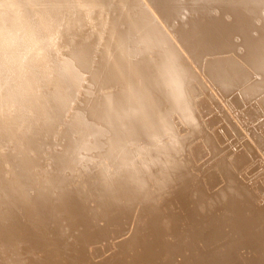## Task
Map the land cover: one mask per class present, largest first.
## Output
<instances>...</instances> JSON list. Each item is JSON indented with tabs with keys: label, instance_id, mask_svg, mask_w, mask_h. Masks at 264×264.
<instances>
[{
	"label": "bare ground",
	"instance_id": "bare-ground-1",
	"mask_svg": "<svg viewBox=\"0 0 264 264\" xmlns=\"http://www.w3.org/2000/svg\"><path fill=\"white\" fill-rule=\"evenodd\" d=\"M166 2L0 0V264H162L173 249L188 252L175 264H264L262 157L257 181L244 167L251 190L239 172L248 145L264 149V0ZM190 9L207 21L186 25ZM104 11L114 19L94 52L88 36ZM137 43L157 47L158 61ZM176 110L185 123L170 120ZM192 123L202 141L178 154ZM203 155L211 165H197ZM217 202L223 210L198 229V204Z\"/></svg>",
	"mask_w": 264,
	"mask_h": 264
},
{
	"label": "rangeland",
	"instance_id": "rangeland-1",
	"mask_svg": "<svg viewBox=\"0 0 264 264\" xmlns=\"http://www.w3.org/2000/svg\"><path fill=\"white\" fill-rule=\"evenodd\" d=\"M153 1H156V2H159V4H160V2H161V4L164 6L165 5V2H166V0H153ZM141 3H142V1H140ZM144 3V2H143ZM142 3V4H143ZM167 3V2H166ZM158 10H159V12H160V16H162L163 18H165L166 16L164 15L165 14V11L166 10H164L162 7H158ZM193 11V12H192ZM149 13V12H148ZM109 14V15H108ZM216 16H218L219 14H217V13H214ZM221 14H222V12H221ZM188 15H189V21H186V20H183V22L186 24V25H188L189 24V22L191 21L190 19L191 18H200L201 20H200V22H202V23H205L207 20L202 16V15H200V13L199 12H197V11H195V10H192V9H190L189 10V13H188ZM114 15H113V12H111V13H107L106 11H104V13L103 14H101L100 15V18H101V28L100 27H96L95 28V30H96V34H95V36H88V39L90 40V41H93L94 43H95V41H96V43H95V45H94V52L95 51H102V48H103V46L104 45H102V43L100 44V42H101V40L102 39H105V36H103V37H101V34H102V29H104L105 31H106V35H107V33H108V29L105 27L106 25H103V24H105V23H107V20H113L114 19V17H113ZM176 16V15H175ZM175 16L173 17V19L175 18ZM218 19V18H217ZM223 19V21H224V23L223 24H225L224 25V27L227 29V33H234L235 35H237L238 37H236L237 38V42H239L238 44L241 46V44H243V41H244V37L238 32V30L236 29V24H235V22H234V19L232 18V17H230L229 15H227V17H224V18H222ZM176 22L177 23H179V22H181L179 19H176ZM228 22V23H227ZM161 27H164V24L162 23L161 25H160ZM83 27H86V26H83ZM116 29H115V31L117 30V29H122V26L121 25H118L117 27H115ZM253 32V38L255 39V32H254V30L252 31ZM166 35H167V37L170 39V35L168 34V33H166ZM262 38V36H261V33H260V39ZM137 48H138V50H140L141 51V53L142 54H144L145 56H147L149 59H152V58H154L155 59V62H157L158 61V59H159V50H158V48L157 47H155V46H153V47H151V46H148V45H145V44H141L140 45V43L138 44L137 43ZM245 48L244 47H240L238 50L236 49V51L237 52H239V53H242V52H240V51H243ZM185 52H187V53H189V51L186 49V51ZM190 54V53H189ZM143 55V56H144ZM142 55H140V57H141ZM142 56V57H143ZM95 57H97L96 55H95ZM139 57V58H140ZM184 57V55L182 56V57H180V58H183ZM211 58H214V57H211ZM243 58L241 59L240 58V60L239 61H241L240 63L242 64V63H245V62H243ZM195 64H196V68L194 69L195 71L194 72H197V71H199V70H201V65H202V62H201V60H199V61H196L195 62ZM199 73V72H198ZM153 74L155 75V73L153 72ZM263 74H264V71H263ZM208 78L209 79H211V73L209 74V76H208ZM206 81H207V79H206ZM247 86V85H246ZM233 87V86H232ZM115 88H116V86H115ZM112 91H114V89L112 88L111 89ZM110 91V90H109ZM190 93H191V96L193 97V98H197V99H201V101L202 100H204L205 99V92L204 91H201L200 90V86L196 83V82H194L192 85H191V88H190ZM219 92V91H218ZM218 95V94H217ZM221 95H223L222 94V92L220 91V95H218V96H221ZM222 97H224V95L222 96ZM232 97L235 99L236 98V92L235 93H233L232 94ZM219 98H221V97H219ZM219 98H217V99H219ZM250 104H253V102L252 103H250ZM249 105V104H248ZM251 105H249V106H247L246 108H249ZM172 110V109H171ZM173 111V110H172ZM169 116L172 118V119H170V120H173V121H176V122H180L181 121V123H182V121H183V123H185V120L184 119H182V114L178 111V110H176L174 113H173V115L170 113L169 114ZM138 117H139V114H137V113H135L133 116H132V120H133V122H136L137 121V119H138ZM175 117V118H174ZM264 117L261 119L262 120V122H264ZM195 121V120H194ZM193 122V121H192ZM180 123V124H181ZM224 123H222L221 124V126L223 125ZM226 124V123H225ZM224 124V125H225ZM223 125V126H224ZM257 125V124H256ZM187 126V125H186ZM190 126V125H189ZM226 126V125H225ZM182 133H181V137H179L178 139H177V141H176V143L174 144V146L172 147V149H176L177 151H178V154H183V153H185L184 151H186V150H192L193 151V149H195L196 147H197V145L199 144V143H201V141H202V139L200 138V139H198V137L200 136V130H198L197 128H196V126L195 125H193V123L191 124V126L189 127V128H182ZM188 131H190V134L188 133ZM257 131H259L258 130V128H257ZM157 132H162V130H158ZM260 133L262 132V129L260 128V131H259ZM163 133V132H162ZM232 135H230L231 136V138L229 137V139H231V140H234L235 139V136H234V134L233 133H231ZM234 138V139H233ZM236 138H237V135H236ZM249 139V138H248ZM230 140V141H231ZM236 140V139H235ZM227 142V141H226ZM140 143H142V142H140ZM252 143V142H251ZM229 143L227 142V144L225 143L224 145H223V147L224 146H227ZM254 145V144H253ZM251 146V144L250 145H248V149L250 150L251 148H253V150L251 151V154L253 155H250V160H251V158H252V161H249V164H248V161H246V163L245 164H247V166L246 165H244V164H242V165H244L243 167H242V165H239V166H241V167H239L240 169H239V172H243L242 174L243 175H241L242 177H240V178H243V176H244V180L242 179V181L240 180V178L238 177L237 179V181H239L240 180V182H242L243 184H245V186L247 185V187L249 188L250 186L249 185H253L252 183H253V181L252 182H250L251 180H250V178H251V175H253V174H255L254 173V169L257 167V166H259L258 164H259V162H260V159H261V157H262V159H261V162H263V163H261L262 164V170H260L259 172L261 173V176H260V174H259V172H258V177H257V175H256V179L258 180H256L255 179V176H254V179L257 181V184L260 186V190H262V193L264 194V183H262L263 181H264V160H263V157H264V149H262L263 151H261L262 152V155H260L259 156V149H258V147L256 146V148H255V145L253 146V147H250ZM157 147H158V145L156 144V143H153V142H151V143H149L148 144V147H147V149H149V153H151L150 155V158L152 159V157L155 159V157H156V152L158 151V149H157ZM162 149V151L161 152H166L168 155H169V151L167 150V149H163V148H161ZM257 149H258V152H256L257 151ZM219 151L221 150V148L220 149H218ZM231 151V149H227L226 151H225V153H226V155H228V154H230L229 152ZM218 152V151H217ZM261 154V153H260ZM208 155H212V154H208ZM208 155H206V157L204 156V158L206 159H204V158H198L197 159V165H199V164H203L205 161V163L203 164V165H211V161H214V159H212V160H210L209 162L207 161L208 160V158H210V156H208ZM145 156V158L147 159V156L146 155H144ZM245 157V156H244ZM243 157V158H244ZM256 157V158H255ZM212 158V157H211ZM240 162V161H239ZM253 163L254 164V166H252L251 164ZM248 165L249 166H252V167H248ZM247 167V169H249V171H250V173H249V171H248V173H247V169H245V168ZM244 169V170H243ZM252 171H253V173H252ZM247 173L249 176H250V178H249V176L247 175V174H245V173ZM245 174V175H244ZM140 176H145V177H147V174H146V172H145V170L143 169V170H141V174H140ZM246 176H247V178L250 180H245V178H246ZM253 176H252V180H253ZM143 178V181H142V184L143 185H145V183H146V178ZM262 178V179H261ZM260 179V180H259ZM246 181H248V182H246ZM246 182V183H245ZM259 182H261V183H259ZM241 183V184H242ZM218 183L217 182H215L214 180H213V182H211V185H212V191L213 190H216V189H218L219 188V185H217ZM263 184V185H262ZM155 186H157V185H155V183H154V189H155ZM203 190H204V188H203ZM249 190H251L250 188H249ZM205 191V190H204ZM260 192V191H259ZM215 193L213 192H209V194H208V196L209 195H212V196H216V195H214ZM263 197H264V195H263ZM146 198V205H149L150 204V202H149V200H148V197H145ZM164 198H162V200H163ZM210 199H213V197H211L210 196ZM264 199V198H263ZM263 202H264V200H262ZM162 202V201H161ZM160 202V203H161ZM262 202V203H263ZM219 203V204H218ZM220 203H222L223 204V202H217L216 203V205L214 204L213 205V208L209 211V212H206V211H204L202 208H201V205L200 204H198L199 206H198V209H200V210H202V213L201 214H199L198 216H199V220L198 221H200L198 224H200V226H201V228L200 227H198V229H205V228H208L209 227V225H210V223H208V222H210V221H212V220H210V215L211 214H213L215 211H220V209L221 210H223V205L222 204H220ZM264 204V203H263ZM262 204V205H263ZM156 206H159L158 204L156 205ZM264 207V206H263ZM249 214H251V212H248ZM149 215V213L147 212V214H146V216H148ZM161 224H162V222H161ZM170 226V227H169ZM169 231L172 233V234H174L175 236H176V234L178 233V231H177V229L172 225L171 226V222H170V224H169ZM171 228V229H170ZM175 228V229H174ZM174 229V230H173ZM219 232V229H217V228H214L213 229V233L214 232ZM215 232V233H216ZM198 239H191V240H189V244L191 243L193 246L195 245L196 246V244H198L197 241ZM194 241V242H193ZM197 241V242H196ZM139 250H140V248H139ZM139 250H138V252L137 253H139ZM164 251H166L165 249H164ZM244 252V251H243ZM137 253H132V256L130 257V259H128V261H131V258L133 257V256H135L136 257V254ZM188 252L187 251H185V250H181V249H177V250H170V255H167V253H165L164 254V256L161 258V263L162 264H175L176 262H181V261H185L186 259V254H187ZM134 257V258H135ZM143 261V259H141V263L140 264H146V263H144V262H142ZM199 261H196V264H203V263H201V262H199Z\"/></svg>",
	"mask_w": 264,
	"mask_h": 264
}]
</instances>
